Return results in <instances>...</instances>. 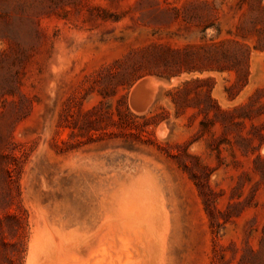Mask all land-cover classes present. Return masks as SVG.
I'll list each match as a JSON object with an SVG mask.
<instances>
[{
	"label": "rangeland",
	"instance_id": "rangeland-1",
	"mask_svg": "<svg viewBox=\"0 0 264 264\" xmlns=\"http://www.w3.org/2000/svg\"><path fill=\"white\" fill-rule=\"evenodd\" d=\"M257 1L0 0V264H264V50L234 99L227 71L126 90L168 51L253 47ZM189 77L250 118L177 113L165 92ZM145 78L163 84L138 113Z\"/></svg>",
	"mask_w": 264,
	"mask_h": 264
},
{
	"label": "trees",
	"instance_id": "trees-1",
	"mask_svg": "<svg viewBox=\"0 0 264 264\" xmlns=\"http://www.w3.org/2000/svg\"><path fill=\"white\" fill-rule=\"evenodd\" d=\"M257 10L260 13L264 12V6L259 1H257ZM251 23L252 30L256 36L253 47H249L246 43L240 41L237 38L239 33H236L235 37L226 38L218 42L211 41L210 43L195 45L181 51H168L165 56L160 55L159 59L156 60L158 66L162 64L161 71H147L142 75L134 76L129 85H127L126 90L144 75L154 74L169 81L173 77H180L183 73L190 75L195 72L202 74L203 72L227 71L234 73V81L230 87L225 89V92L230 99H234L237 94L232 92L234 87L239 85L243 87L246 84L248 60L252 50H264V28L256 29V22L252 21ZM237 29L239 30L240 27ZM212 87L213 79L211 77H189L167 90L165 96L168 99V103L175 108L177 113L181 109L192 108L202 115L203 120L200 121L199 125L203 130L216 124L222 127L240 126L242 120L250 118L246 114V105H239L227 110L221 109L211 97ZM126 97L127 94L124 95L125 100ZM236 112H241V115H236ZM118 114L120 117L121 114ZM155 117L156 115L146 118L145 122L148 123L154 120ZM199 169L204 171L201 166H199Z\"/></svg>",
	"mask_w": 264,
	"mask_h": 264
},
{
	"label": "water",
	"instance_id": "water-1",
	"mask_svg": "<svg viewBox=\"0 0 264 264\" xmlns=\"http://www.w3.org/2000/svg\"><path fill=\"white\" fill-rule=\"evenodd\" d=\"M153 87L150 78L139 81L131 90L129 104L138 113L145 112L152 103Z\"/></svg>",
	"mask_w": 264,
	"mask_h": 264
},
{
	"label": "bare ground",
	"instance_id": "bare-ground-1",
	"mask_svg": "<svg viewBox=\"0 0 264 264\" xmlns=\"http://www.w3.org/2000/svg\"><path fill=\"white\" fill-rule=\"evenodd\" d=\"M208 32H209V31H208ZM178 80H180V79H179V78H178V79L175 78V79H173L172 81H173V82H176V81H178ZM150 81H151V84H152V87H153V91H155L160 85L163 84L162 82H160V81H158V80H156V79H154V78H150ZM179 82H180V81H179ZM218 82H219V81H218ZM176 85H177V84H176ZM220 85H221V84H220ZM216 86H217V85H216ZM171 88H172V87H171ZM215 89H216V87H215ZM153 93H154V92H153ZM158 94H159V95H158ZM158 94H157L156 96L160 97V92H159ZM153 99H154V95H153L152 100H153ZM160 100H161V99H160ZM156 101H157V100H156ZM234 104H235V103H234ZM226 106H227V105H226ZM134 111H135V110H134ZM136 112H137V111H136ZM145 112H146V111H145ZM147 112H148V111H147ZM147 112H146V113H147ZM146 113H145V114H146ZM141 115H142V114H141ZM168 126H169V125H168ZM168 126H167V127H168ZM170 131H171V130H170ZM166 132H167V131H166ZM166 132H165V133H166ZM163 133H164V132H163ZM167 133H168V132H167ZM170 133H171V132H170ZM45 135H47V134H45ZM45 139H46V138H45ZM161 140H162V139H161ZM166 140H167V139H166ZM42 141H44V139H42ZM43 143H44V142H43ZM41 146H42V145H41ZM144 196H145V195H144ZM146 199H147V198H146ZM150 204H151V203H150ZM150 206H151V205H150ZM153 220H154V219H153ZM152 222H153V221H152ZM152 222L150 221V224L148 223L149 226L154 224V223L151 224ZM154 222H155V220H154ZM145 225H146V224H145ZM151 228H152V227H151ZM151 228H150V230H152ZM147 229H148V228H146L145 231H147ZM151 233H152V232H151ZM148 236H152V235H148ZM152 238H154V237L152 236ZM144 239H145V238H144ZM144 239H143L142 241H145V242L147 241V242H148V240H144ZM149 239H150V238H149ZM88 241H89V240H88ZM154 243H155V241H154ZM156 243H157V242H156ZM154 246H155V245H154ZM62 247H63V246H62ZM154 249H155V248H154ZM155 252H156V251H155ZM142 253H143V252H142ZM149 253H150V252H149ZM153 253H154V251H153ZM68 254H69V253H68ZM70 254H72V253H70ZM154 254H155V253H154ZM154 254H153V255H154ZM146 255H148V253H147ZM153 255H152V257H154ZM103 257H104V256H103ZM54 258H55V257H54ZM104 258H105V257H104ZM155 258H156V257H154L153 259L156 260ZM111 259H112V258H111V256H110V259H109V260H111ZM153 259H152V260H153ZM104 260H105V259H103V261H104ZM106 260H108V259H106ZM154 260H153V262H154ZM48 261H49V260H48ZM49 262H50V261H49ZM97 262H98V261H97ZM111 262H113V259H112ZM153 262H152L151 264H153ZM47 263H48V262H47ZM104 263H105V261H104ZM146 263H148V262L146 261Z\"/></svg>",
	"mask_w": 264,
	"mask_h": 264
}]
</instances>
